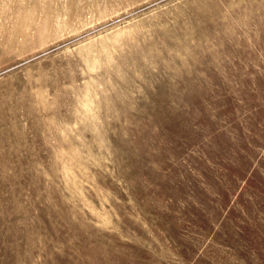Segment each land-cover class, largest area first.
Segmentation results:
<instances>
[{"label":"rangeland","instance_id":"374dc122","mask_svg":"<svg viewBox=\"0 0 264 264\" xmlns=\"http://www.w3.org/2000/svg\"><path fill=\"white\" fill-rule=\"evenodd\" d=\"M0 264H264V0H0Z\"/></svg>","mask_w":264,"mask_h":264}]
</instances>
